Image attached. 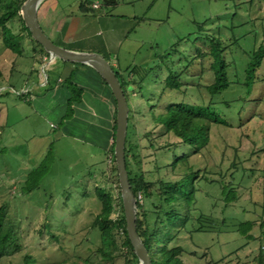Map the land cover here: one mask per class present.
<instances>
[{"label": "rangeland", "instance_id": "rangeland-1", "mask_svg": "<svg viewBox=\"0 0 264 264\" xmlns=\"http://www.w3.org/2000/svg\"><path fill=\"white\" fill-rule=\"evenodd\" d=\"M12 1L0 0V15ZM80 1H60L67 23L63 22L59 36L49 38L57 45L102 54L119 65L113 69L126 81L129 140L139 145L135 157L133 152L129 154L133 174H143L157 191L159 181H176L188 170L198 173L188 220L171 228L167 247L181 249L183 264H259V256L264 255V62L252 92L242 103L237 100L245 94L242 81L248 60L264 44V0H114L109 4L82 0L86 5L94 1L100 4L98 10L89 7L85 13L78 10ZM8 25L18 32L22 24L15 18ZM212 35L222 40L232 81L214 98L206 90L214 82L208 56ZM33 45L26 37L23 52L17 55L0 41V206H6V221L20 241V247H11L0 264H121L103 260L96 253L100 238L90 225L100 207L93 190L83 198L87 154L81 144L74 147L66 139L60 159L52 149L40 188L30 193L22 190L26 175L35 166L29 161V141L33 135L44 134L47 127L34 102H25L12 92H26L24 84L30 91L37 70L39 81L45 82L48 64L40 62ZM188 61L191 64L187 66ZM169 69L183 85L180 89L165 85ZM141 76L144 79L138 85ZM132 78L135 86L142 88L141 93L131 92ZM181 101L207 105L229 125L211 123L208 141L197 152L184 146H174L172 152L168 142L176 140L151 120L148 109L152 103L157 115L168 104ZM22 115L26 120L20 119ZM184 154L187 158L171 168ZM108 156L104 150L90 162L87 169L94 170L95 176L86 180L88 189L101 181L95 165L103 161L109 172ZM112 180L114 185L109 186L116 199ZM224 187L226 192L234 191L236 198L228 205L222 194ZM140 194L148 222L153 225L157 200ZM185 212L182 209L183 218ZM120 214L117 206L111 217ZM246 221L253 223L248 232L252 239L240 233V225Z\"/></svg>", "mask_w": 264, "mask_h": 264}, {"label": "trees", "instance_id": "trees-1", "mask_svg": "<svg viewBox=\"0 0 264 264\" xmlns=\"http://www.w3.org/2000/svg\"><path fill=\"white\" fill-rule=\"evenodd\" d=\"M24 1L25 0H13L12 5H8L5 12L0 15V41L4 47L16 53L17 55H20L23 52L22 43L24 39L26 37L30 38L34 43L32 49L41 62V59L43 60L44 57H49V54L46 53L43 47L32 38L29 29L24 24L20 14V8ZM79 11L81 13L88 11L87 5L82 0L79 4ZM15 18H19L22 24L21 30L18 32H14L13 29L8 25V23ZM209 39L210 52L208 53V56H211L210 58L212 59V63H210V65L214 72V82L207 85L206 90L208 91L211 98H214L216 95L226 91L232 84V81L228 76L229 63L224 53L221 38L212 35L209 37ZM263 62L264 44H260L258 48L252 52L245 67V77L242 81L245 94L242 98L238 99L237 102L242 103L243 98L246 99V97L252 92L256 83L258 70L263 65ZM189 64H191L190 61H188L187 66ZM46 71L47 69H45V73ZM115 73L118 77L117 72ZM118 79L125 93L126 81L122 76L118 77ZM143 79V76L139 77V81L137 82L138 85L142 83ZM46 80H48L47 75ZM129 83H131V92L134 95L136 92H142L141 87L135 86L136 81L134 78H132ZM165 85L170 89H180L183 86L179 81V78L175 75V72L171 71L170 69L168 70V74L165 78ZM23 88L26 89V92H21V90L15 89L12 92L25 100L29 95L27 84H24ZM68 88L73 94L71 101L79 100L81 94L80 89L76 88V86L70 82L68 83ZM5 95H7V93ZM153 110V105L150 103L148 114L151 120L162 126L166 133L176 140L175 143L168 142V148L171 149L172 152L174 151V146L177 149L183 146L186 150L192 148L194 149V152H197L208 141L211 123L229 125L225 118H223L209 106L203 105L202 103L191 104L182 101L170 103L166 106L164 111L159 112L157 115L154 114ZM71 115L72 110L69 108L65 119L69 118ZM129 115L130 112L128 113V127L125 142V161L131 190L136 198L139 193H142L146 199H151L154 197L157 200L156 203L158 204V207H156L155 211V223L152 225L148 222V212L145 211L142 205L143 201L140 203L137 200V232L141 237L149 256L151 257L152 264H183L182 260L180 259L181 249L178 247L168 248L167 243L170 238L169 235L171 228L175 225L178 226L184 224L188 220V208L196 193L194 180L197 178L198 173L188 170L184 176L177 179L176 181H159L157 191H154L153 189L154 183L150 182V180L147 179L143 174H133L129 163V154L133 152V156L135 157V152L137 149H139V145L129 140ZM115 130L116 118L114 120L113 126V139L115 136ZM51 151L52 148L50 147L45 159L41 161L37 167H33L34 169H32L30 173L26 175V181L22 187L23 192L25 190L26 192L30 193L40 188L42 178L48 171L46 160ZM105 153L113 155V163L111 165L108 164L109 172H106V170L103 168L105 163L100 161L94 166L95 170L100 171L99 175L101 181L98 182L99 184L96 185L94 189H88L86 180L95 176L94 170L91 169H86V172L83 174L84 181L81 184L83 198H87L90 190H93L94 196L97 198V205L100 207V212L95 216L94 221L90 225L91 229L95 230L100 238V246L96 253L97 255H100L103 260H109L110 262L117 260L121 261V264H137L138 258L133 251V247L126 231V222L120 195L118 172L114 158V141L110 149L105 150ZM181 158H187V156L184 154L181 157H177L174 163L170 165L171 168H173L174 164L176 165L179 160H181ZM112 179L115 180L116 184V199H114L113 189L109 186V184L114 185V181ZM262 180L263 200L261 207L264 216V169ZM225 190L226 188L224 187L222 189V194L224 195L225 205H228L236 198L235 194L233 193L234 191L229 190L226 192ZM154 193L156 194L154 195ZM117 206L119 207L121 214L117 218H112L111 215L116 211ZM182 209H186V216L184 218ZM6 210L7 208L5 205L0 206V258L6 256L11 247H20V241L14 227L6 221ZM262 225H264V220ZM163 227L166 230L162 232L161 228ZM252 227L253 223L251 221L242 223L239 228L241 235H243L245 238L252 239L253 237L248 234ZM47 231L51 233L49 229H47ZM162 235L168 237L164 238ZM262 236H264V232ZM28 262L29 261L27 258L26 263ZM259 264H264V255L259 256Z\"/></svg>", "mask_w": 264, "mask_h": 264}, {"label": "crops", "instance_id": "crops-1", "mask_svg": "<svg viewBox=\"0 0 264 264\" xmlns=\"http://www.w3.org/2000/svg\"><path fill=\"white\" fill-rule=\"evenodd\" d=\"M60 1L44 0L39 6V23L48 37L59 36L63 22H66L63 20L64 11ZM79 4L80 2L78 10ZM89 7L98 10L92 7V3L87 5V8ZM60 46L82 52L64 44ZM45 64H48L46 73L44 71L48 80L43 83L39 81V72L35 71L33 77L35 83L29 91L33 96L28 95L25 99V102H34L36 111L40 112L47 126L44 134L33 135L30 139L29 161L31 165L38 166L47 156L50 147L55 149L57 158L60 159L63 157L64 143L67 139L74 147L76 144H81L86 149L87 156L84 157V163L87 169L93 158L99 156L103 150H109L114 141L113 126L116 118L114 96L102 77L87 65L60 59L47 60ZM110 64L119 68L118 64L116 66L115 63L110 62ZM69 82L80 89L79 100L71 101L73 94L68 88ZM69 108L72 110V115L65 119ZM26 118V115H22L20 119L26 120Z\"/></svg>", "mask_w": 264, "mask_h": 264}, {"label": "water", "instance_id": "water-1", "mask_svg": "<svg viewBox=\"0 0 264 264\" xmlns=\"http://www.w3.org/2000/svg\"><path fill=\"white\" fill-rule=\"evenodd\" d=\"M44 0H25L20 8V14L32 38L39 43L52 59L79 63L93 68L107 83L116 102V130L114 136V158L118 172L121 201L126 222V231L133 251L138 258L137 264H152L141 237L137 232V200L131 190L125 161V142L128 127L129 107L120 81L110 64L102 55L96 52H80L55 44L43 31L38 9ZM109 4L114 0H102Z\"/></svg>", "mask_w": 264, "mask_h": 264}, {"label": "built area", "instance_id": "built-area-1", "mask_svg": "<svg viewBox=\"0 0 264 264\" xmlns=\"http://www.w3.org/2000/svg\"><path fill=\"white\" fill-rule=\"evenodd\" d=\"M92 7H93L94 9H99V8H100V4L98 3V1H94V2L92 3ZM51 59H52V58H50V56L44 58L45 61H47V60L50 61ZM45 80H46V77H45ZM107 162H108V164H110V165L113 163V155L109 154L108 159H107ZM136 200H138L140 203H142V200H141V194H140V193L138 194Z\"/></svg>", "mask_w": 264, "mask_h": 264}]
</instances>
